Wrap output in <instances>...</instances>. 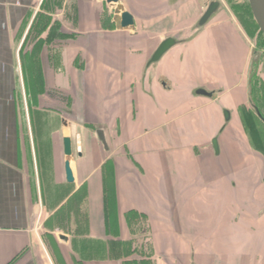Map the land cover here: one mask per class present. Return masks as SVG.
I'll return each instance as SVG.
<instances>
[{"label":"crops","instance_id":"crops-1","mask_svg":"<svg viewBox=\"0 0 264 264\" xmlns=\"http://www.w3.org/2000/svg\"><path fill=\"white\" fill-rule=\"evenodd\" d=\"M92 1L97 7L103 4V0L77 1L78 29L65 27L72 8L65 0L67 17L52 19L59 27H51L52 34L47 27L35 36L39 0H0V264H56L55 246L42 235L54 212L47 204L61 194L64 205L71 203L81 190V210L75 213L80 222L74 219L79 235L58 237L66 264H71L74 254L77 264H121L126 259L135 264L130 256L125 258L123 249L133 243L127 234L137 223L146 227L151 250L172 251L179 255L177 263L183 264L188 240L184 233L175 234L173 226L178 232L183 224L199 229L217 212L227 213L224 226L229 241L224 244V261L212 258V263L208 258L207 263L264 264V150H255L257 156L250 150L238 112L253 103L249 83L253 66L259 79L255 94L264 95V61H251L247 40L229 17L214 16L217 8L190 37L181 42L175 38L177 42L158 61L148 64L157 45L173 37L176 25L190 27L198 22L200 0H121L134 19L135 29L127 34L101 25V17L96 16L101 12L91 8ZM142 25L156 33L154 45L135 40ZM76 31L79 36L73 35ZM22 53L29 62L21 67ZM25 88L30 104L48 106L60 115L57 123L63 134L61 144L51 146L56 155L49 164L52 177H46V205L39 193L32 132L20 101L17 110L15 95L22 96ZM49 89L70 92L71 105L53 102L48 98L51 94L46 96ZM199 89L212 94H201ZM263 99L256 104L262 106ZM221 108L228 110V120ZM89 124L103 129L107 149L97 138V127L93 134ZM65 136L72 143L73 182L65 179ZM223 154L231 168L262 171L257 180L239 175L243 179L239 186L251 187L249 198L256 201L257 212L249 210L245 200L240 209L248 215L234 210L229 187L224 194L229 197V210L204 207L209 195L198 186L221 184L224 179L234 186L232 198L238 202V186L233 173L223 169ZM179 185L190 191L184 194ZM65 208L64 222L73 228L75 209ZM39 217L42 226L37 225ZM239 220L240 228L231 225ZM152 262L141 261L161 264Z\"/></svg>","mask_w":264,"mask_h":264},{"label":"rangeland","instance_id":"rangeland-1","mask_svg":"<svg viewBox=\"0 0 264 264\" xmlns=\"http://www.w3.org/2000/svg\"><path fill=\"white\" fill-rule=\"evenodd\" d=\"M64 1L65 0H39V3H40L39 9L35 13V21H34L35 22L34 24L36 27L33 28L37 32L35 36L42 33V31L46 29L47 27L49 28L59 27L58 26L59 24H56L55 22L52 23V19H54L53 18L54 15H57L58 18L65 19V17H67V14H68V18H69L67 21L68 24L65 27L68 30H73V31L75 28L78 29L76 24L74 23L78 19L79 7L77 4V1L79 0H66V6H69L70 4H72L71 10L67 14L63 12ZM210 1H213V0H200V10H199L200 15L204 12L206 8V3L208 5ZM217 1H219V7L216 13H214V16L218 18L223 17V16L229 17V19H231L232 22L239 28V31L241 32L243 38H245V41L247 40L246 43H247L248 52H250L251 54V61H253V63L255 62L254 64H257L260 60L264 61V39L260 35L259 30L255 27V24L253 23L254 22L253 18L249 14L248 1L247 0H217ZM92 2H93L94 7H91V8H93L94 10L98 9L99 12H101L98 14L96 13V16L101 17V25L103 24V26H106L109 29H114L115 25L112 21L113 8L110 5H108L104 0H103V4L100 7H97L94 1ZM126 2H125V5H127ZM213 19H215V17ZM57 22L60 23L59 21ZM186 25L187 24L176 25L175 27L176 31L173 32L174 35L171 34L179 42L190 37L198 29L197 21H195L194 24H192V26L190 27ZM127 31H130V30H126L125 34H127ZM51 32L52 31H50V34H52ZM73 35L79 36L80 34L79 32H77L75 34L73 33ZM156 36H157L156 33L148 32L147 30L144 29L142 25L141 30L137 31L135 40L140 43L144 42L147 44L149 43L150 45L151 44L154 45L158 39ZM33 37L34 35H32L29 41L26 42V45L24 46V51L28 49L29 47L28 44L32 43ZM22 54H23L22 56L23 62L21 61V67L23 66V64L26 66V63L29 62L27 60L26 55L24 53ZM252 72H255V73H252ZM256 73L257 72L255 71V66L251 67V72L249 74V83L252 87L253 94L251 95L253 98L252 99L253 103H256L255 96L257 95L260 96L257 93L255 94V90H254L255 89L254 84L259 83V79H257ZM15 96L17 98L18 112L20 111V108L18 107V101H20L19 104L21 108L23 109V112L28 117L27 126L32 132L31 138L33 142V145H32L33 154H34L33 156L36 161V175L39 179V184H40L39 193L41 195L42 203L46 205V200H44V198L46 197L45 190L47 189L46 177L51 176V173H50L51 165L49 164L52 163L53 155H56L53 153L51 146L52 144L59 145V143L61 142V136L63 134L61 131H59V125L57 123L60 115L52 112L50 108H48V106L39 107L37 105L30 104L29 100L27 99L26 88L23 90L22 96L20 94H16ZM244 106L242 107L246 108V111H245L246 114L244 116L245 118L244 121H246L245 130H246V133L249 139L248 145L250 147V150L253 151L254 155L257 156V153H255L256 152L255 150H259V151L264 150V124H262L258 120V118H256L254 109L252 107L253 105H247V106L244 105ZM262 106H263L262 108L264 109L263 103H262ZM221 109L223 112V117H225L224 112L227 109L226 108H221ZM219 124L221 125V122H219ZM219 124L218 126L215 127V129H218V127L220 126ZM91 125L89 124L88 128L93 133V130H95L97 126L96 125L91 126ZM44 129H45V132H44ZM48 131L51 133V134L49 133L51 136L50 135L47 136ZM74 133L75 131H72V134ZM94 145H96V142ZM111 154L114 155V152L112 151ZM57 156L60 157L59 152L57 153ZM220 160L223 165V169L228 173L230 171L233 173V179L236 182V186H238V190H237L238 202H235V200L232 198V192H233L234 186H232L227 179H224L225 183L223 181V183L213 185V186H210V185L198 186L199 188H202V189L204 188L206 194L209 195L206 197V200L203 201L204 203H206L204 207L207 206V208L215 209L216 211H219V208H221L222 210H226V211L227 209L229 210V206H230L229 197L227 196L225 197L224 194L225 192L227 193L230 190V193H231L230 198L232 199V204H233V206L232 205L231 206L234 210L239 209L238 211L244 212L240 209V207H241V202L245 200L248 202V205L246 207L249 210H251L253 213L257 212L260 208L255 204L256 201H253L249 198L251 187L244 186V185L240 187L239 183L240 181L242 182L243 179H240L239 175L243 174L246 176V178L250 177L252 179L257 180V178L260 176V173L262 171L256 168H248V169L246 167L241 168L240 166L231 168L225 163L226 159H225L224 154L220 156ZM253 160L255 161L254 157H253ZM251 161L252 160L249 159V162ZM59 162L60 163L59 165L57 164V167L60 169L59 166H61L62 159ZM220 174L221 176H223V173L221 171H220ZM262 178L264 179V173H263ZM228 187H229V190L227 189ZM179 188L181 189V191H183L184 194H187V192L190 191V190H187L184 185H179ZM255 194L256 193H254V195ZM110 195H106V196L109 197ZM83 197H84V193L81 190V192L79 191V193H77V198H73V200H71L72 201L71 203L69 202L64 205V201H63L64 196L63 194H61L59 198L55 197L54 201L52 202L53 204L52 203H49V205L47 204V207L50 206L51 209L54 211L52 218L49 219L45 225L41 223V217H39L38 219L37 225H41V226L43 225L45 227V231H43L42 235L47 236L46 241L51 247H52V244L55 246V248H53V253L55 255L56 264H66L65 258L63 255L65 254V251L62 250L63 246H61L59 243V240H60L58 238L59 234L71 235V238L73 239L74 237L76 238V236L79 235V231H78L79 223L76 225L74 219L80 222V217L78 216V214L75 215V213L77 212L79 213V211L81 210L79 200ZM64 206H66L65 209H67L68 207H73V210L75 209L72 214V224H74L72 225L73 228L68 227L67 224L64 222V218H65L64 209H63ZM248 214H249L248 212L243 213V215H248ZM226 215L227 213L225 212L221 214L217 212L216 216L212 217L211 219L212 222L210 221L203 222V223L201 222L199 229L198 228L196 229V227H190V225L188 226L187 224H183V226H180L179 228L180 230L178 232L173 226V232H175V234L184 233L185 237L188 240V245H187V250H186L187 254L185 255L184 258L181 256V259L182 260L184 259L183 264H187V262H190L191 264L193 262L192 258L196 259L195 264H209L207 262L209 259L211 260L212 258L215 259L216 261L217 260L224 261L225 253H226L225 251H227L226 249H224V244L227 242L226 240L229 241V237L225 236L226 228L224 225H226V220L228 221V219L226 218ZM67 217H66V220H67L66 222L68 223V221H70V218H71L69 217V212L67 213ZM126 218L128 219V217ZM231 225L232 226L236 225L240 228V225H241L240 220L232 221ZM132 229H130L132 232H129V234H127V238H129V241H133V243L130 245L129 249H125V248L123 249V251L125 252V258H127V256H130L133 261L135 260L134 261L135 264H143L141 263V261L149 262L150 260L156 263H161V264H180V263H177L179 262V260L177 259L179 255H177L176 253L171 254L172 251L169 253L164 249L154 252L153 250L150 249L149 245H147L149 243V239L147 237L148 235L146 233V227L141 225V223H137V225L133 227ZM173 232L171 233L169 232V236H175ZM231 240L234 241L235 238H231ZM190 243H192V248H190ZM209 246L211 247L209 248ZM231 251L239 252L240 250L231 249ZM73 256L74 257L71 256V259H69V261H71V264H77L76 263L77 255L74 254ZM132 257L135 259H133ZM124 261H121V264H131L129 263L127 259ZM210 262H212V260Z\"/></svg>","mask_w":264,"mask_h":264},{"label":"water","instance_id":"water-1","mask_svg":"<svg viewBox=\"0 0 264 264\" xmlns=\"http://www.w3.org/2000/svg\"><path fill=\"white\" fill-rule=\"evenodd\" d=\"M108 5L113 8V16L112 21L115 25L116 30L123 31V30H130L133 31L134 26V19L133 15L128 11V9L123 5L121 0H104ZM248 5L252 14V17L264 36V0H247ZM219 7V1L213 0L210 1L198 19L197 27L203 26L209 17L217 10ZM177 40L174 37H166L164 38L155 48L153 51L148 64L154 63L159 60V58L168 50L170 49ZM199 93L211 96V92H206L202 89L197 90ZM225 120L229 119V112L226 110L224 112ZM96 135L99 141L103 144L104 148L107 149V142L105 138V134L102 128L96 129ZM212 146L215 153H218V145L216 138L212 140ZM63 153H64V172H65V179L67 182L74 181V175L72 171V162H73V152L71 147V139L69 136L63 137ZM59 238L61 240H65L66 236L63 234H59Z\"/></svg>","mask_w":264,"mask_h":264},{"label":"flooded vegetation","instance_id":"flooded-vegetation-1","mask_svg":"<svg viewBox=\"0 0 264 264\" xmlns=\"http://www.w3.org/2000/svg\"><path fill=\"white\" fill-rule=\"evenodd\" d=\"M50 31H51V27H50V30H49V32H48V34L50 33ZM42 91V90H41ZM49 94H51L50 96L51 97H53L54 98V100H53V98H51V97H49L48 95ZM46 96H48V98H50L53 102H57L58 101V103L60 104V103H62V102H64L67 106H70L71 105V102H72V100H73V96H72V94H70V92H68V93H66V94H63V93H61V92H58L57 90H48V92H47V95ZM259 98L262 100L263 98H264V96L261 94L260 96H259ZM259 99V100H260ZM258 100V98H257V100L256 101H259ZM260 100V101H261ZM264 100V99H263ZM57 103V104H58ZM58 104V105H59ZM251 105H253L252 107H253V109H254V113H255V115H256V117L258 118V120L262 123V124H264V109L262 108L263 106H260V105H258V104H256V103H252ZM256 105V106H255ZM263 109V110H262ZM238 111H239V117H240V119H241V121H242V123H243V125H245V123L244 122H246V121H244V116H245V114H246V108H243L242 106L241 107H239L238 108ZM71 147H72V143H71Z\"/></svg>","mask_w":264,"mask_h":264},{"label":"trees","instance_id":"trees-1","mask_svg":"<svg viewBox=\"0 0 264 264\" xmlns=\"http://www.w3.org/2000/svg\"><path fill=\"white\" fill-rule=\"evenodd\" d=\"M248 10H249V14L251 15V17H252V14H251V11H250V8H249V5H248ZM253 18V17H252ZM253 21H254V19H253ZM254 24H255V27L258 29V27H257V25H256V23H255V21L253 22ZM259 30V29H258ZM259 32H260V30H259ZM260 35L262 36V38L264 39V36L262 35V33L260 32Z\"/></svg>","mask_w":264,"mask_h":264}]
</instances>
